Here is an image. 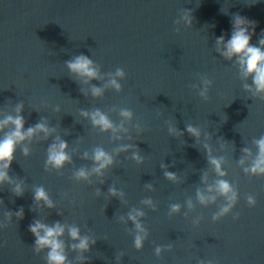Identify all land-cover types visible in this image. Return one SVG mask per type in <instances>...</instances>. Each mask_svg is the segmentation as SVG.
<instances>
[{
	"label": "water",
	"instance_id": "water-1",
	"mask_svg": "<svg viewBox=\"0 0 264 264\" xmlns=\"http://www.w3.org/2000/svg\"><path fill=\"white\" fill-rule=\"evenodd\" d=\"M237 17L264 47V0H0V121L48 129L17 143L0 183V264H49L37 221L64 227L67 264H264V173L251 170L264 92L222 54ZM82 55L97 77L69 68ZM61 142L70 159L58 168ZM98 149L113 158L99 173Z\"/></svg>",
	"mask_w": 264,
	"mask_h": 264
},
{
	"label": "clouds",
	"instance_id": "clouds-1",
	"mask_svg": "<svg viewBox=\"0 0 264 264\" xmlns=\"http://www.w3.org/2000/svg\"><path fill=\"white\" fill-rule=\"evenodd\" d=\"M252 23L253 22L249 21L245 17L236 18L234 31L231 35V38L226 42V51H224L222 54L229 59L237 57L244 74L253 78V82L257 91L264 92V47H257L252 44V36L255 34L254 27L252 28V31L249 30V28L252 26ZM219 43H225L223 37L219 38ZM260 44L264 46V39H261ZM68 66L73 72L78 73L81 76L95 78L98 75L95 68L93 67V61L87 56L82 55L77 57L74 61L69 62ZM119 74L123 75L122 72ZM112 83L116 84V81L114 80ZM116 86L119 87L118 84ZM94 92L99 94L100 89H94ZM123 114L125 116L130 115L128 112ZM85 115H87V113H85ZM92 119L96 125L102 126L104 130L114 127L107 116L100 112L94 113ZM9 124H14L15 129L14 131L5 135L3 139H0V183L10 179L7 170L11 167V164L14 160L17 143L23 141L26 139V137L34 135L37 130L44 132L48 131L44 124H38L35 128H29L27 129V132H25V121L22 115H17L16 117L9 116L5 120L0 121V131H2L3 128ZM188 131L194 135H199V132L195 128L189 127ZM258 144L260 149L259 156L251 170L254 173H264V139L258 141ZM67 147L68 145L66 142H61L59 145H53L50 149L49 163L54 164L58 168L62 167L64 163L70 159L66 152ZM25 151L27 152V150ZM95 160L98 163V167H96L95 171L98 173L113 163V158L111 155L101 149L96 151ZM211 162L215 164L217 170L220 171L219 162L215 159H213ZM167 175L172 177L174 174L168 173ZM221 175H223L222 172ZM79 176L86 177L87 172L81 170L79 172ZM218 188L225 195L231 193V196L229 197L230 200H235V192L227 181H220ZM112 191L115 194V190L113 189ZM200 198L202 201L205 200L203 195H201ZM36 199L44 200L49 207L53 206L52 201L49 199L43 188L37 190ZM250 202L254 203L251 198ZM224 211L227 212L228 208H225ZM132 219L135 220V216H133ZM30 230L37 238L36 244L38 248L47 247L50 249L48 253L49 264H67V257L64 254V244L60 239L65 231L62 225L57 223L55 226H48L37 221L31 226ZM70 234L73 239L80 240V243L78 245H73V248H79L81 250L88 248V239L80 238L78 229L72 228L70 230ZM136 244L137 247L142 245L141 237H137Z\"/></svg>",
	"mask_w": 264,
	"mask_h": 264
}]
</instances>
